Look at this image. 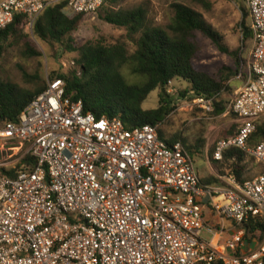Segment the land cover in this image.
I'll list each match as a JSON object with an SVG mask.
<instances>
[{
    "label": "built area",
    "instance_id": "1",
    "mask_svg": "<svg viewBox=\"0 0 264 264\" xmlns=\"http://www.w3.org/2000/svg\"><path fill=\"white\" fill-rule=\"evenodd\" d=\"M108 1L1 0L0 30L18 15L33 28L64 2L89 16ZM246 1L250 74L226 112L237 132L215 144L213 159L221 163L240 149L263 171L244 183L229 172L220 186L203 187L194 159L181 143L161 140L159 126L86 114L82 101L66 97L65 81L55 79L17 123L0 129V264H264V240L247 242L243 228L264 221V140L248 145L264 116V0ZM188 95L194 106L214 110L215 97ZM206 199L239 227L223 251L202 238L204 230L216 235L205 223Z\"/></svg>",
    "mask_w": 264,
    "mask_h": 264
},
{
    "label": "trees",
    "instance_id": "2",
    "mask_svg": "<svg viewBox=\"0 0 264 264\" xmlns=\"http://www.w3.org/2000/svg\"><path fill=\"white\" fill-rule=\"evenodd\" d=\"M125 1L109 0L97 13L103 22L127 31V38L134 46L132 52L123 42L110 45L103 42L77 45L73 35L79 30L85 15L72 13L68 2L45 10L33 25V35L42 43L57 45L66 53L78 54L75 71L53 75L56 76L55 79L65 81L67 98L73 102L82 101L86 114H93L98 119L120 118L128 127L159 126L161 140L169 146L181 143L195 160V156L201 154L200 145L191 146L180 135L167 138L161 129L175 110V101L168 92L170 83L183 80L190 86L189 91H193L196 96L215 97L214 111L223 114L227 112L231 102H222V95L231 90L228 84L240 74L245 61L236 51L225 47L219 33L190 6L174 4L170 23L166 27H160L150 22L148 11L143 7L122 8ZM205 1L193 0L197 4ZM249 18L251 21L250 11ZM247 20L248 15L241 23L246 41L253 40L252 21L249 27ZM25 27H30L29 19L18 15L13 24L0 30V58L13 48H18L25 58L28 55L41 56L30 41H24L29 38L24 33ZM198 35L210 39L222 53L232 57L236 63L235 69H230L227 74L221 71L220 76L198 70L195 65L200 51ZM23 78L32 87L7 82L0 77V129L7 122L17 123L23 110L48 89V84L40 74L30 76L24 73ZM155 91H159L158 107L147 110L144 104ZM255 126L256 130L248 141L251 147L264 140V122H256ZM236 132L224 139L234 136ZM213 153L214 150L211 159L215 162ZM247 156L251 157L243 150L231 149L225 153L223 162L215 163L229 164V169L237 180L244 183L246 180L241 178L244 169L242 164ZM251 158L263 171V165ZM24 163L31 169L35 164L31 157L25 158ZM243 228L246 230L247 242L264 240V221H251L243 225Z\"/></svg>",
    "mask_w": 264,
    "mask_h": 264
},
{
    "label": "rangeland",
    "instance_id": "3",
    "mask_svg": "<svg viewBox=\"0 0 264 264\" xmlns=\"http://www.w3.org/2000/svg\"><path fill=\"white\" fill-rule=\"evenodd\" d=\"M174 4H185L200 13L204 20L219 33L222 44L229 50L236 51L239 57L245 61L240 74L228 84L231 90L222 95L221 101L229 104L235 99L236 91L247 83L250 74L254 43L251 39L248 41L244 39L241 28V23L246 15H248L247 24L249 27L251 25L247 1L206 0L203 4H197L193 0H126L122 8L143 7L148 11L149 20L153 25L166 27L173 17L172 6ZM24 30L25 35L29 36L24 41H30L31 45L41 53V56L31 57L28 55L25 58L18 48L6 51L0 58V77L3 80L20 86L32 87L24 80V73L30 76L40 74L48 84L56 77L53 73L70 74L77 69L75 65V59L78 58L77 53H66L57 45H48L38 41L33 35L31 26L25 27ZM73 39L77 45L96 42L110 45L123 42L126 43L130 52L134 51L133 44L127 38V31L124 28L103 22L98 18V13L84 17L79 30L73 35ZM197 40L200 51L195 65L198 70L220 76L221 71L227 74L230 69H235L234 59L222 53L213 41L202 35H198ZM189 90L190 86L183 80L175 81L172 86H169L168 92L175 101V110L161 129L166 133L167 138L180 135L191 146L200 145L202 147L201 154L196 155L195 159L205 162L210 159L215 144L219 140L229 137L237 131L238 123L231 114H220L216 110L207 112L194 106V99L188 95ZM187 91L189 92L187 93ZM158 103L159 91H155L144 104V108L147 110L156 109ZM263 122L264 116L257 120L259 124ZM242 167H244L241 175L243 180L253 179L262 171V167L248 156L245 157ZM213 168L214 175H209L206 179L200 178L203 187L206 185V180L215 184L218 182V175L226 177L227 173L224 169H228L229 164L214 165ZM233 226L235 225L233 224ZM204 237L210 238L206 233Z\"/></svg>",
    "mask_w": 264,
    "mask_h": 264
},
{
    "label": "crops",
    "instance_id": "4",
    "mask_svg": "<svg viewBox=\"0 0 264 264\" xmlns=\"http://www.w3.org/2000/svg\"><path fill=\"white\" fill-rule=\"evenodd\" d=\"M240 89H241V87L236 91V94ZM209 160L212 161L211 157ZM209 160H206L205 162L200 161V160H196V159L194 160L199 179L200 178L206 179V178H208L209 175L215 174V170H214L213 166L217 165V164L215 162L211 164V162ZM224 170L227 173V175L229 172H231V169H229V168L224 169ZM217 178H218L219 182H216L215 184L214 183L212 184V182L210 180H206L205 181L206 182L205 187H217V186H220L221 184L224 183V180H223L225 178L224 176L218 175ZM249 180H252V179H249ZM208 181H210L211 183L207 184ZM200 182H201V180H200ZM204 218H205V223L207 224V226L214 228L216 235L210 234L208 231L204 230V232L202 233V238L208 243L212 242V244L216 248H218L219 250H221V251L225 250L226 243L235 234L238 233L239 227L235 223H233L232 221L220 217L214 211V209H213V207H212V205L208 199H206V207L204 209ZM232 223L235 226H233ZM205 233L209 235V237H210L209 239L204 237ZM247 248L250 249L251 247L246 246L245 249H247Z\"/></svg>",
    "mask_w": 264,
    "mask_h": 264
}]
</instances>
